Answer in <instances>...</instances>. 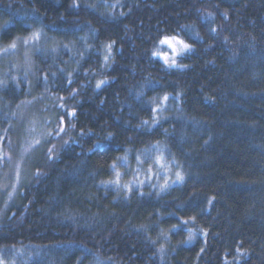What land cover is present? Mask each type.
Here are the masks:
<instances>
[{
	"label": "trees",
	"instance_id": "16d2710c",
	"mask_svg": "<svg viewBox=\"0 0 264 264\" xmlns=\"http://www.w3.org/2000/svg\"><path fill=\"white\" fill-rule=\"evenodd\" d=\"M37 33L56 51L0 89L4 262L264 264V0H0V47ZM173 35L180 71L152 59ZM154 146L179 184L110 186Z\"/></svg>",
	"mask_w": 264,
	"mask_h": 264
},
{
	"label": "rangeland",
	"instance_id": "374dc122",
	"mask_svg": "<svg viewBox=\"0 0 264 264\" xmlns=\"http://www.w3.org/2000/svg\"><path fill=\"white\" fill-rule=\"evenodd\" d=\"M39 38V36L35 38L33 34L27 39L14 42L15 47H11L12 44L8 47H0V89L5 88L8 83H13L16 86L18 81H22L29 90L32 85L30 80L33 79V56L39 53L46 54L49 51L53 53L56 51L52 47L53 44L51 42H39ZM177 48L179 49L180 45H177ZM101 50L105 59L110 56L108 47H103ZM157 51L159 55H153ZM188 52L190 50H184L174 54L171 48L167 45L160 44L159 41L152 53V59L168 71H180L182 69L178 66L177 61ZM164 55L169 57L168 64L163 59ZM173 57L175 58L176 64L175 66H169ZM161 108L158 109L160 114ZM160 114L154 118L155 122L149 125V128H153L157 122L161 121ZM2 138L3 135H1L0 141ZM7 142L10 144L9 140ZM15 149H17V146H15ZM158 158H160L159 163L156 162ZM5 167L1 175L3 184L6 183L8 178H10L9 175H11L10 165ZM113 170L114 179L110 186L114 189H120L121 192L135 191L144 187H149L154 192H160L182 181H178L176 178V173H180V170L171 161H168L164 148L160 146H154L133 155L126 153L118 160ZM117 173H119V177H117ZM18 174L19 171L17 169L16 175L18 176ZM117 180L118 183H115ZM7 256V259L9 258L11 261L10 263L4 262L6 257L0 254V260L3 261V264H14L13 262L15 260L22 261L26 257L22 250L12 251Z\"/></svg>",
	"mask_w": 264,
	"mask_h": 264
},
{
	"label": "snow or ice",
	"instance_id": "6c2138e0",
	"mask_svg": "<svg viewBox=\"0 0 264 264\" xmlns=\"http://www.w3.org/2000/svg\"><path fill=\"white\" fill-rule=\"evenodd\" d=\"M38 33L37 34H34L35 38H38ZM160 44H164V45H167L169 48L172 49L173 53L176 54L178 52H182L184 50H190V46L187 44V43H184V41L178 39L176 36H171V37H164L163 39L160 40ZM177 45H180V48L178 49L177 48ZM11 47H15V44L13 43L11 45ZM109 47H111V45H109ZM153 55H159V52H154ZM163 59L165 61L166 64H168L169 62V57L167 55H164L163 56ZM176 64V61H175V58L173 57L172 60H171V64L169 66H175ZM101 83H103V81H101ZM100 84L97 85V87H99ZM168 99V96L165 95L163 97V100H167ZM155 111V110H154ZM145 123H147V121H145ZM60 131H63V128H60ZM49 151H51V149H49ZM157 163L160 162V158L157 159L156 161ZM115 167V165H113V168ZM117 177H119V173H117ZM176 178L177 180H182L183 177L181 176V174L179 172L176 173ZM109 183H113L112 181H110ZM115 183H118V180L115 181ZM183 223H187V221H183ZM0 264H3V261L0 260Z\"/></svg>",
	"mask_w": 264,
	"mask_h": 264
}]
</instances>
